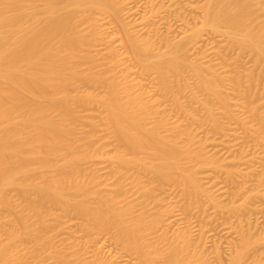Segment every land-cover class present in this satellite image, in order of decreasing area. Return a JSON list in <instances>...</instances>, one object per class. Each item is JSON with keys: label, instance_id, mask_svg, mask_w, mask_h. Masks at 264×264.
Here are the masks:
<instances>
[{"label": "rangeland", "instance_id": "374dc122", "mask_svg": "<svg viewBox=\"0 0 264 264\" xmlns=\"http://www.w3.org/2000/svg\"><path fill=\"white\" fill-rule=\"evenodd\" d=\"M204 1L185 0L180 4V13L190 21L193 15L194 18L201 17L200 5ZM244 2L252 8L246 25L254 30L260 28L264 25V0ZM228 5L233 7L234 2H228ZM14 11L13 7L6 8L7 14ZM25 11L29 14L31 8ZM75 15L79 30L88 34L90 25L85 14L78 11ZM94 16L99 18L97 30L101 37L81 44L75 50L77 55L70 59L81 78L73 79L67 86L56 80L43 95L22 90L16 101L22 105L27 102L46 104L50 96H59L63 91L71 96L73 109L71 113H66L63 107H58L49 112L52 119L64 123L66 132L64 138L53 145L54 155L48 163H44L41 156H35L27 160L26 171L18 173L13 182L0 179V245L18 255L16 264H52L57 261V250L72 251L73 247H65L67 242H78L81 247L84 245L81 251L86 252L80 256L90 262L97 263L102 259L113 264H148L137 260L135 251L127 248L115 231L96 228L88 234L80 229L86 222L85 217L77 216L73 209H67L62 203L56 205L45 201L38 211L34 208L32 202L39 198L38 188H50L65 176L72 177L68 173V161L81 155L72 178L80 179L92 188L86 196L92 206L99 204L96 192L100 191L115 195L122 203L131 201L130 215L134 216L145 209L144 202L147 201L149 205L145 215L148 224L156 214L159 221L153 228L145 230L146 244L165 248L170 242L183 244L185 239L191 250L202 253L210 264H230L243 237L252 240L264 237V134L259 120L264 115V60L252 50L241 47L237 40L232 41L226 35L225 27H222L224 30L206 34L209 35L207 42L202 44V48H206L201 53L196 54L193 49L189 51L191 59L206 62V66L210 65L220 73L218 77L216 74L208 76L211 75L222 88L220 94L226 98L228 111L231 109L233 112L227 114L218 98L206 97L194 83L195 75L189 69L184 70L183 75L193 83L198 99L190 97V89L179 90L175 75L170 76V91L162 90L155 71L144 68V61L133 56L125 35L111 17L96 13ZM162 29L161 32H164ZM8 33L6 26H0V35ZM144 35L155 36L154 31ZM54 41L58 43V39ZM212 46L217 55L205 57L202 52L205 49H210V52ZM210 58L212 61H207ZM113 78L121 79L125 88L142 93L148 105H152L154 115L146 119L147 125L163 118L164 124L159 127L161 133L176 138L179 145L200 148L205 155L216 160L217 163L201 165L196 160L179 159L183 170L192 171L199 178L204 191L197 196L190 195L182 183V170L175 168L169 178L153 180L147 166L160 161L155 150L147 147L136 153L120 140L107 118L103 102L109 90L108 82ZM123 79L127 81L124 83ZM1 88L6 91L9 84L5 82ZM175 95L183 102V108L175 106ZM206 99L213 106L219 128L214 127L208 119V111L201 106L200 100ZM28 108L22 106L13 112L7 111L10 115L4 111V128L11 130L19 126ZM187 130L193 134V141H190ZM119 153L129 158L140 156L146 166L128 170L131 177L124 181L128 191L121 195L115 185L120 178L115 172ZM28 154L29 151H25V155ZM135 178L146 185L145 195L140 196L142 193L138 186H133L137 180L130 183ZM23 183L28 184L24 193L21 191ZM209 196H213L218 204L212 202ZM22 216L25 224L19 220ZM40 217L45 218L47 226L42 225ZM49 239L55 246L47 243ZM262 250L263 244L253 245L243 264H257L255 258ZM161 261L157 260L155 264H166ZM259 264H264V259Z\"/></svg>", "mask_w": 264, "mask_h": 264}, {"label": "bare ground", "instance_id": "6f19581e", "mask_svg": "<svg viewBox=\"0 0 264 264\" xmlns=\"http://www.w3.org/2000/svg\"><path fill=\"white\" fill-rule=\"evenodd\" d=\"M183 1L185 0H0V26H6L9 31L8 34L0 35V179L13 182L18 173L26 171L27 160L35 156H41L43 162L48 163L54 155L53 145L64 138L66 132L64 123L52 119L49 112L53 108L63 107L64 112L71 113L73 109L71 96L61 91L59 96H50L46 104L27 102L22 105L16 101L22 90L43 95L56 80L67 86L73 79L81 78L80 73L70 63V59L77 55L75 50H78L81 44L101 37L97 30L99 18L94 16L95 13L111 17L125 35L133 56L144 61V68L155 71L162 90L170 91L172 81L170 76L175 75L179 90L190 89V97L198 99V94L192 88L193 83L183 75L184 70L189 69L195 75L194 83L206 97L218 98L225 111H228L226 98L220 94L221 87L211 76L216 74L218 77L220 73L212 66H206V62L191 59L189 51L193 49L196 54L201 53L206 48H202V44L207 42L206 37L209 36L206 34L209 31L218 32L225 27L226 35H229L232 41L237 40L241 47L252 50L264 60V25L256 30L246 25L252 8L244 0H205L200 5L201 17L194 18L192 14L194 21L180 13L179 8ZM228 2H234L233 7H230ZM191 6L194 7L193 4H189V7ZM8 7H13L15 11L7 14ZM26 8H31L29 14L26 13ZM78 11H82L89 22L88 34L78 28L75 19ZM161 27L164 32H161ZM152 31L155 38L145 37V33L151 34ZM54 39H58V43ZM211 49L210 52V49L202 52L205 57L217 55L214 46ZM212 58L207 61H212ZM120 80L117 78L109 80V90L103 99L107 118L114 132L133 152L139 153L147 147L155 150L160 161L147 166L153 180L169 178L174 168L182 170L181 179L186 191L192 196H197L205 189L192 171L183 170V163L179 159L185 157L192 162L196 160L201 165L217 163L216 160L205 155L200 148L179 145L176 138L161 133L159 127L164 124L163 118L156 119L152 125H147L146 119L154 113L152 105H148L142 93L129 90V87L125 88L126 85ZM5 82L9 84L6 91L1 88V84ZM124 92H127L126 96ZM200 101L201 106L208 111V119L214 127L219 128L220 123L215 117L211 102L208 99ZM174 104L179 109L184 107L178 95H175ZM22 106L29 108L22 115L19 126L11 130L5 129L3 125L6 114L10 115L8 112ZM260 118V129L264 134V115ZM189 130L187 135L190 141H193L194 136ZM25 151H29L28 156L25 155ZM81 159L82 156L78 155L68 161V173L72 174V177L77 170L76 164ZM117 159L115 172L123 181L118 177L115 185L118 194L121 195L128 191L127 183L124 182L125 178L131 177L128 170L142 168L145 165L140 156L129 158L126 154L119 153ZM125 169L127 171H124ZM72 177L65 176L50 188L39 187L37 190L39 198L32 202L34 208L39 209L40 204H44L45 201L56 205L64 204L67 209H73L77 216L85 217H81L86 219V222L82 223L80 229L88 234L96 228L115 231L123 244L135 251L137 260L141 262L155 264V261L162 260L161 263L166 264H210L202 253L193 252L185 239L183 244L170 242L165 248L146 244L145 230L153 228L159 221L156 214L148 224L145 215L149 205L147 201L144 202L145 209L134 216L130 215L133 207L131 201L125 200L122 203L115 195L113 197L111 193L109 195L100 191L96 192L99 204L92 206L86 197L92 188L80 179ZM136 178L130 183L133 184V181L137 180L133 186H138L139 192L142 193L140 196L143 193L145 195L146 185ZM27 186L26 183L21 184L23 193L26 192ZM209 197L212 202L218 204L213 196ZM19 220L25 224L23 216ZM41 221L42 225L47 226L45 218H41ZM52 241L49 239L47 243L55 246ZM255 244L264 246V237L254 240L243 237L231 257L230 264H243L245 256ZM81 245L78 242H67L65 247H73L72 251L68 253L57 250V261L52 264H113L102 259L94 263L85 257L81 258V253L86 252L81 251L84 248V245L82 247ZM18 259L16 253L0 245V264H16ZM261 259H264V250L255 258L257 264Z\"/></svg>", "mask_w": 264, "mask_h": 264}]
</instances>
